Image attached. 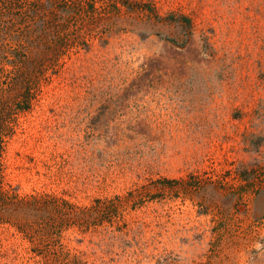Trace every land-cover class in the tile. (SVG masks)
<instances>
[{
    "label": "rangeland",
    "instance_id": "374dc122",
    "mask_svg": "<svg viewBox=\"0 0 264 264\" xmlns=\"http://www.w3.org/2000/svg\"><path fill=\"white\" fill-rule=\"evenodd\" d=\"M85 7L60 11L88 45L19 114L6 185L79 205L134 191L120 221L61 233L84 264H264V0ZM46 258L0 222V264Z\"/></svg>",
    "mask_w": 264,
    "mask_h": 264
},
{
    "label": "trees",
    "instance_id": "16d2710c",
    "mask_svg": "<svg viewBox=\"0 0 264 264\" xmlns=\"http://www.w3.org/2000/svg\"><path fill=\"white\" fill-rule=\"evenodd\" d=\"M95 1L0 0V222L11 224L35 243L47 264H84L62 249L61 233L72 226L88 231L120 221L135 194L130 190L126 196L95 197L90 204L79 205L53 193L21 194L5 183L2 154L15 133L19 114L31 109L48 66L54 68L60 58L88 45L86 35L62 32L60 11L75 6L80 8V19L87 20L91 11L85 3L94 10ZM52 27L57 35L48 37ZM41 47L44 53L32 57L34 49Z\"/></svg>",
    "mask_w": 264,
    "mask_h": 264
}]
</instances>
